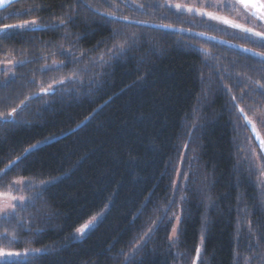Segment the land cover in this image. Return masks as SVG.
I'll list each match as a JSON object with an SVG mask.
<instances>
[{
  "label": "trees",
  "instance_id": "trees-1",
  "mask_svg": "<svg viewBox=\"0 0 264 264\" xmlns=\"http://www.w3.org/2000/svg\"><path fill=\"white\" fill-rule=\"evenodd\" d=\"M84 2L99 7L101 0ZM160 2L134 0L145 6L143 13L131 6L116 13L145 21L142 24L108 23L77 4L75 23L67 24L68 39H62L66 35L62 31L40 30L0 40V59L34 61L14 68L17 82L9 89L0 87V98L10 97L13 106L22 101L30 105L17 115L20 123L0 121V169L22 156L25 148L39 144L0 179V191L8 190L20 176L61 178L48 186L35 207L21 213L31 221L26 226L30 232L0 222V234L5 228L15 230L19 241L8 245L0 240V247L53 250L34 264H127L125 257L130 258L137 245L143 250L134 264H244L246 256L249 264H264V176L258 167L264 165V156L234 107L239 103L250 115L253 109H264V96L253 91L255 83L236 86L240 79L247 85L248 77L264 84V65L222 44L158 27H192L173 11L152 6ZM74 3H14L0 10V26L21 22L13 14L32 8L34 16L25 18L37 19L47 27L59 23L64 6ZM114 30L125 36L135 34L137 43L126 56L111 61V67L92 69L106 73L96 77L99 87L90 92L80 88L77 93L67 85L68 91L45 97L47 103L26 100L38 91L29 83L34 78L38 85L82 67L60 55L61 45L64 51L79 49L92 57L105 53L107 59L108 49L116 43ZM201 47L220 58L215 62L218 68L207 66L211 61L206 62L198 51ZM41 56L49 59L40 61ZM76 58L83 59L79 52ZM52 59L66 66L64 72L40 73ZM3 82L0 75V85ZM6 106L7 102H0V111ZM89 116L88 124L77 129ZM177 173L187 180L178 179ZM25 190V196L36 195L35 189ZM109 200L97 227L83 240H76L75 228ZM170 201L174 206L169 217L172 213L180 216L174 245L169 238L175 219L159 226L158 209L168 207ZM149 228L155 235L143 247ZM201 235L203 246L196 261Z\"/></svg>",
  "mask_w": 264,
  "mask_h": 264
},
{
  "label": "snow or ice",
  "instance_id": "snow-or-ice-1",
  "mask_svg": "<svg viewBox=\"0 0 264 264\" xmlns=\"http://www.w3.org/2000/svg\"><path fill=\"white\" fill-rule=\"evenodd\" d=\"M23 2L24 0H0V8H7V6L14 3ZM77 4L81 8L92 11L94 15L100 16L108 23L125 22L126 26L145 23V21L131 20L126 15L116 14L117 12H121L122 8H128L129 6H131V10L143 13L145 6L143 4H135L134 0H119L118 3H113V0H101L99 7H94L91 3H85L84 0H76V3L64 6L66 11L62 16L57 18L59 23H53L47 25V27L43 23L38 22L37 19L25 18L34 16L32 8H28L22 14L14 13L13 15H16L21 22L15 24H3L0 26V40L12 39L15 36H23L29 31L35 32L40 30L62 31L66 34L62 37V39H68L70 34L67 33V24L75 23L73 13L75 12ZM152 6L173 10L174 14L178 15V18L184 14H188L193 17L198 16L201 18L200 24L192 26L205 27L207 29L205 32H191L190 29L173 28L171 25L167 24L158 25V27L164 28L169 32L184 33L185 31H189L191 36L201 37L202 42H213L216 45L224 44L227 45L228 49L239 48V45L231 44L226 40H218L216 36L208 34L209 32H223L224 29L218 27V25H223L229 29L235 30L233 32H226L225 34L232 36L234 39H243L248 43L256 45L257 47L264 48V0H255V2H253V0H200L198 5L195 3H186L184 0H166V3L164 4L157 3ZM101 9L105 10L102 11ZM207 21L214 23H207ZM188 23L191 24V21H188ZM112 39L116 41V43L108 49L107 59L105 58V53H100L98 56L92 57L86 55L83 50L79 49H76L75 51L72 49L64 51L63 45H61L60 55L68 60L69 64H75L82 67H73L68 70L64 76L42 82L38 85L34 78L29 81V83L36 86L38 91L33 95L27 96L26 100L47 103L45 97L55 96L59 92L68 91L67 85H71L72 90L77 93L80 88L90 92L93 87H99V81L96 77L98 75H105L106 73H94L92 69L94 67H111V61L118 60L126 56L137 43L135 34L125 36L122 32L115 30L112 33ZM73 48H75V45H73ZM198 51L205 58L206 62L211 61V63L207 64L208 67H219V65L215 63L220 59L219 57L214 56L204 47L199 48ZM240 51L246 54V58L253 59L257 63L264 65V53L255 52L251 48H241ZM78 52L83 59L76 58ZM51 55L55 56L56 53L52 52ZM48 59L49 57L46 56H41L39 58L40 61L44 62ZM33 62L34 61L32 60L26 59H22L18 62L14 59H9L7 61H0V64L13 65L17 68H23L27 64ZM65 68L66 66L63 63H57L55 59H52L50 64L45 63L44 67L40 68L39 71L40 73L47 74L49 72H64ZM0 71L7 73L11 71V69L6 66ZM218 75H223V73H218ZM237 75H239V73ZM85 77H87V79ZM247 80V85L243 79L237 80L236 86L246 87L255 83L256 88H254L253 91L259 90V94L264 96V84L260 83L258 80L253 82L250 77H248ZM16 82L15 72L12 71L11 77L4 81L0 87L6 91ZM58 85L64 87H58ZM223 87H225L226 91L231 93L230 88L226 85H223ZM231 98L234 102L237 101L236 96L233 95ZM243 99L244 97L241 96L240 100ZM10 100L11 98L7 96L0 98V102H7L5 110L0 111V121H2L4 125H15L20 123V121L17 120V115L22 114L30 106L23 101L18 106H13ZM101 107H103V105H101ZM234 107L239 110L241 118L246 122V126H250L251 131L255 134V138L259 140L261 153L264 154V138H262L259 131H257L256 123L253 120V117L257 116L258 112H264V109H253V116L250 117L248 112H246L243 107H240L239 103H234ZM96 111H99V109H96ZM94 114L95 113H93V115ZM258 118L262 123H264V115H260ZM91 119V116L87 117L81 122V124L77 125V129L86 126ZM77 129H73L72 131L75 132ZM38 148V143L25 148L22 156H16V158L6 168L0 169V179H3L4 175L8 173L10 169L14 166H18L19 163H22L23 160L27 159L28 156L34 153ZM253 156L256 157L254 149ZM258 167L261 169L260 175L264 176V165H258ZM177 178L183 181L187 180V176L181 177L178 173ZM59 179L61 178L56 177L53 179H44L24 176L13 179L11 184L8 186V190L0 191V222H3L4 224L14 223L17 227L30 232L31 228L26 226L29 225L31 221L22 218L21 213L27 211L29 207H35V202L42 198V193L47 191L49 185L55 184ZM261 183H264V180H262ZM13 189H15V192H13ZM25 189L29 191L35 189L36 195L31 197L23 195L22 193ZM110 203L111 200H109L108 204L104 205V208L100 212L90 216L86 222L75 228L74 238L76 240L84 239L93 229L97 227L99 221L104 218V213L108 211ZM172 206H174V203L170 201L168 207L158 209L161 213L159 217V226H163L166 221L171 218L175 219L176 225L180 224V216L178 214L172 213V217H169L168 215ZM140 214L142 213H138V215ZM153 224L155 226V221ZM159 226L156 227L157 231L159 230ZM251 231V228H249L250 233ZM149 233H151V235H149ZM152 235H155V233L152 228H149L145 233L147 240L144 241L143 247H147V243L151 240ZM169 239L173 245L177 243L178 236L176 227H172ZM0 240L6 241L8 245H13L19 242L15 230L9 232L7 228H5L3 233L0 234ZM202 246L203 235H201L200 246L196 249V261L200 260ZM249 247L251 248V246ZM142 250L143 248L140 245H137L130 258L125 257L127 264H134L135 257L139 255V252ZM256 250H259L258 240L256 243ZM52 251V249L48 248H24L22 251H16L10 247H0V264H34V261L38 260L42 256L49 255ZM244 264H249V258L247 256L244 257Z\"/></svg>",
  "mask_w": 264,
  "mask_h": 264
},
{
  "label": "rangeland",
  "instance_id": "rangeland-1",
  "mask_svg": "<svg viewBox=\"0 0 264 264\" xmlns=\"http://www.w3.org/2000/svg\"><path fill=\"white\" fill-rule=\"evenodd\" d=\"M184 2H186V3H195V4H199V2H200V0H184ZM253 2H255V0H253ZM161 4H164V3H166V0H161V2H160ZM171 11H173V10H171ZM174 12V11H173ZM225 14H227V13H225ZM177 15V14H176ZM178 16V15H177ZM180 17H182L183 18V20L185 21L186 20V22L188 23V21H191V24L190 23H188V24H190L191 26L192 25H198V24H200V21H201V18L200 17H198V16H195V17H193V16H189L188 14H184V15H182V16H180ZM207 23H214V22H211V21H207ZM218 27H220V28H223L224 30H228V31H235V30H233V29H229V28H227L226 26H223V25H218ZM178 28H185V27H178ZM185 29H190V31L191 32H205V31H207V29L205 28V27H190V28H185ZM186 33H188L189 34V31H185ZM221 32H209L208 34H214V35H219ZM223 34V33H222ZM199 38H201V37H199ZM222 38L224 39V38H226V37H223L222 36ZM229 40H230V38H228ZM233 41V40H232ZM242 45V44H241ZM243 46H246V44H243ZM247 48H249V47H247ZM251 48V47H250ZM252 50H255V51H257V52H260L261 53V51H259V50H257V49H254V48H251ZM242 52V51H241ZM9 59H12V58H5V59H0V61H7V60H9ZM15 61H17L18 62V60H15ZM9 67L10 69H11V71H9V72H7V73H5V72H3V71H0V75H3V78H4V81H6V80H8L10 77H11V75H12V71H14V66L13 65H5V64H0V70H2V69H4L5 67ZM249 116L250 117H252L253 115H250L249 114ZM260 116V112H258L257 113V116H255V118L253 117V120H254V122L256 123V128H257V131H259V133L262 135L261 137L262 138H264V128L262 129V128H259V126L257 125V121H256V118H257V120H259L260 122H261V120L258 118ZM244 121V120H243ZM245 122V121H244ZM262 123V122H261ZM245 124H246V122H245ZM262 125L264 126V123H262ZM249 127V129H250V126H248ZM250 134H251V132H250ZM251 137H253V135L251 134ZM258 156V154H256V157ZM25 191L26 190H24V192L22 193L23 195L25 194ZM13 192H15V191H13ZM17 194H19V193H17ZM105 214V213H104ZM101 221V220H100ZM100 221H99V223H100ZM98 223V224H99ZM179 226H180V224L179 225H176V223H174V227H176L177 228V233H178V230H179ZM83 240V239H82Z\"/></svg>",
  "mask_w": 264,
  "mask_h": 264
},
{
  "label": "flooded vegetation",
  "instance_id": "flooded-vegetation-1",
  "mask_svg": "<svg viewBox=\"0 0 264 264\" xmlns=\"http://www.w3.org/2000/svg\"><path fill=\"white\" fill-rule=\"evenodd\" d=\"M226 32H233V31L224 30L219 35H214V34H211V35H214V36L220 37V38H222V36H223V37H226V38H224L225 40H229L228 38H230L229 41H232L233 40L232 42H235V43L240 44V45L242 44V46H243V44H246L245 47H249V48L251 47V48H254V49L264 50V48L257 47L256 45H254L252 43H248V42H246L243 39H234L232 36L225 34Z\"/></svg>",
  "mask_w": 264,
  "mask_h": 264
},
{
  "label": "water",
  "instance_id": "water-1",
  "mask_svg": "<svg viewBox=\"0 0 264 264\" xmlns=\"http://www.w3.org/2000/svg\"><path fill=\"white\" fill-rule=\"evenodd\" d=\"M10 6V5H9ZM8 7V6H7ZM3 9H5V8H0V10H3ZM217 39L218 40H225V39H223V38H220V37H217ZM226 41H228L229 43H231V44H236V45H239L240 47L239 48H235V50H238V51H240V49L241 48H247V47H245V46H242V45H240V44H237V43H235V42H232V41H229V40H226ZM222 45H224V44H222ZM224 46H227V45H224ZM253 51H255V50H253ZM255 52H257V51H255ZM258 53H260V52H258ZM251 130V129H250ZM252 132V131H251ZM252 134H253V136H254V138H255V134L252 132ZM255 140H256V142H257V144H258V146H259V140H257L256 138H255ZM260 148V147H259ZM261 150V149H260ZM263 156H264V154H263Z\"/></svg>",
  "mask_w": 264,
  "mask_h": 264
}]
</instances>
